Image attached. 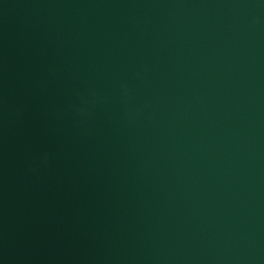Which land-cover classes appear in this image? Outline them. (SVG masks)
Listing matches in <instances>:
<instances>
[{"label":"water","instance_id":"95a60500","mask_svg":"<svg viewBox=\"0 0 264 264\" xmlns=\"http://www.w3.org/2000/svg\"><path fill=\"white\" fill-rule=\"evenodd\" d=\"M0 264H264V0H0Z\"/></svg>","mask_w":264,"mask_h":264}]
</instances>
